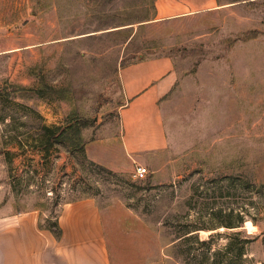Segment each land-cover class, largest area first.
<instances>
[{
    "label": "rangeland",
    "instance_id": "obj_1",
    "mask_svg": "<svg viewBox=\"0 0 264 264\" xmlns=\"http://www.w3.org/2000/svg\"><path fill=\"white\" fill-rule=\"evenodd\" d=\"M228 4L143 25L155 0H0V182L18 175L15 189L53 217L59 203L86 196L142 212L148 203L163 242L199 228L168 250L182 264H264V0ZM140 53L169 55L176 69L160 101L173 134L161 183L63 144L42 164L26 153L43 125L71 116L92 121L86 142L109 139L118 66ZM44 84L51 100L22 90Z\"/></svg>",
    "mask_w": 264,
    "mask_h": 264
},
{
    "label": "crops",
    "instance_id": "obj_2",
    "mask_svg": "<svg viewBox=\"0 0 264 264\" xmlns=\"http://www.w3.org/2000/svg\"><path fill=\"white\" fill-rule=\"evenodd\" d=\"M154 6V17L143 25L223 10L229 4L219 0H155ZM175 71L174 59L165 54L140 53L136 60L120 63L122 101L117 131L109 139L86 142V157L114 172H134L142 165L146 176L141 180L148 185L149 177L152 186L161 183L173 134L164 121L160 101L174 84ZM56 146L47 152L30 145L25 148L42 164L52 151L54 156L61 155L54 150ZM64 160L67 167V157ZM14 176L18 175L7 174L0 182V264H182L168 250L199 231L193 228L163 242L148 222V203L142 212L140 205L119 198L105 205L91 196L63 201L55 206L56 215L49 216L41 203H30L15 189ZM53 224L58 225L59 236Z\"/></svg>",
    "mask_w": 264,
    "mask_h": 264
},
{
    "label": "trees",
    "instance_id": "obj_3",
    "mask_svg": "<svg viewBox=\"0 0 264 264\" xmlns=\"http://www.w3.org/2000/svg\"><path fill=\"white\" fill-rule=\"evenodd\" d=\"M221 1V0H219ZM244 0H231V3L241 2ZM228 2V3H230ZM155 8V7H154ZM48 85L44 84L43 87L22 89L23 92H30L37 97L52 98V94L47 90ZM92 121L87 118L71 116L64 124L41 127V138L36 140L32 145L33 149H38L47 152L54 145L63 144L71 154H79L86 157L85 144L86 141L83 138L82 130L86 127L92 126ZM55 227L54 232L59 236V227L57 224H53Z\"/></svg>",
    "mask_w": 264,
    "mask_h": 264
},
{
    "label": "built area",
    "instance_id": "obj_4",
    "mask_svg": "<svg viewBox=\"0 0 264 264\" xmlns=\"http://www.w3.org/2000/svg\"><path fill=\"white\" fill-rule=\"evenodd\" d=\"M145 176H146L145 167L142 165H137L133 172V178L141 180V179H144Z\"/></svg>",
    "mask_w": 264,
    "mask_h": 264
}]
</instances>
